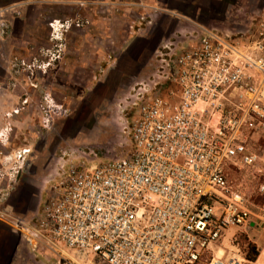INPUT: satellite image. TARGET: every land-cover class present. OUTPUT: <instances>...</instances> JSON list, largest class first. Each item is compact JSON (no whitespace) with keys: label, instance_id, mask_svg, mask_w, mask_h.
I'll list each match as a JSON object with an SVG mask.
<instances>
[{"label":"built area","instance_id":"obj_1","mask_svg":"<svg viewBox=\"0 0 264 264\" xmlns=\"http://www.w3.org/2000/svg\"><path fill=\"white\" fill-rule=\"evenodd\" d=\"M170 17L151 67L116 96L127 154L64 149L27 214L0 211L32 259L226 264L212 245L227 229L264 228V8L234 32ZM233 168L255 180L258 205Z\"/></svg>","mask_w":264,"mask_h":264},{"label":"rangeland","instance_id":"obj_2","mask_svg":"<svg viewBox=\"0 0 264 264\" xmlns=\"http://www.w3.org/2000/svg\"><path fill=\"white\" fill-rule=\"evenodd\" d=\"M263 8L264 0H0V211L16 186L15 173L23 169L20 178L35 193L64 149L84 148L101 160L127 154V133L112 99L151 67L159 41L177 27L171 13L234 32ZM82 102L89 104L75 124L71 118ZM67 119L78 131L58 139ZM243 173L233 168L228 179L241 183L248 203L258 205L257 184ZM24 194L13 214H27L34 205V196L27 201ZM262 227H230L215 253L222 248L226 264H254L263 250ZM46 258L36 260L55 264ZM73 261L84 264L85 257L75 254ZM256 264H264V253Z\"/></svg>","mask_w":264,"mask_h":264},{"label":"flooded vegetation","instance_id":"obj_3","mask_svg":"<svg viewBox=\"0 0 264 264\" xmlns=\"http://www.w3.org/2000/svg\"><path fill=\"white\" fill-rule=\"evenodd\" d=\"M106 85V83L104 82L103 84L101 83V85L100 84H98V86L95 88V89H97V90H99V88H102V87H104ZM112 101H113V105L115 106V101H116V97L114 96L113 97V99H112ZM88 104L89 103H87L86 105L82 102L81 103V106H80V108L77 110V112L74 114V116H73V118H71V119H74V123L75 124H77V122H80V120L82 119V117L84 116V110H86L87 109V107H88ZM81 118V119H80ZM71 119H67L66 120V122H65V124H64V129H62V131L57 135V137H58V139H61L62 138V135H66V133H70V132H72L73 134L74 133H76L77 131H78V127H77V125H74V123L72 122V120ZM23 172H24V170L23 169H21V171H19V175H18V177H16L17 176V173H15V179H16V181H14L13 182V184L15 185V183H16V186H14L13 184H11L10 185V189L14 186L15 188H12L11 190H9V195L5 198V199H3L2 200V204H1V206H2V210L3 211H5V212H11V211H14V212H16L19 208H22V206H23V201H24V199L22 198V195L25 193V191L26 192H28V197H27V201L29 200V197H31V196H34V198H35V203H36V192L34 193L33 192V190L32 191H30V193H29V190H31L30 189V187L31 186H33V185H29L30 184V181H27V182H22V180H21V176L23 175ZM21 185L23 186V187H26V189L25 190H23L22 188H21ZM7 189H9V187L7 188ZM24 192V193H23ZM24 196H25V194H24ZM20 197V198H19ZM23 199V200H22ZM26 199V198H25ZM22 201V202H21ZM35 203H34V205H35ZM25 204V203H24ZM33 205V206H34ZM32 206V207H33ZM32 209V208H31ZM19 210H21V209H19Z\"/></svg>","mask_w":264,"mask_h":264},{"label":"crops","instance_id":"obj_4","mask_svg":"<svg viewBox=\"0 0 264 264\" xmlns=\"http://www.w3.org/2000/svg\"><path fill=\"white\" fill-rule=\"evenodd\" d=\"M0 264H42V261L32 259L19 237L0 224Z\"/></svg>","mask_w":264,"mask_h":264},{"label":"bare ground","instance_id":"obj_5","mask_svg":"<svg viewBox=\"0 0 264 264\" xmlns=\"http://www.w3.org/2000/svg\"><path fill=\"white\" fill-rule=\"evenodd\" d=\"M7 177V176H6ZM215 248H216V246H215ZM212 251H213V254H214V256L216 257V258H220V259H222L221 257H224V250L222 249V248H218L217 249V251H216V253H215V251H214V244L212 245ZM264 253V250H262L261 252H260V255H259V257H258V259H257V261H256V263H258V261H259V259L261 258V256H262V254ZM217 255H219V256H217ZM77 261V260H76ZM76 264H80V263H76Z\"/></svg>","mask_w":264,"mask_h":264},{"label":"trees","instance_id":"obj_6","mask_svg":"<svg viewBox=\"0 0 264 264\" xmlns=\"http://www.w3.org/2000/svg\"><path fill=\"white\" fill-rule=\"evenodd\" d=\"M252 249V254L255 255V252H254V248H251ZM256 258V257H255ZM248 259V258H246ZM250 260H253L254 258L251 256V258H249Z\"/></svg>","mask_w":264,"mask_h":264},{"label":"water","instance_id":"obj_7","mask_svg":"<svg viewBox=\"0 0 264 264\" xmlns=\"http://www.w3.org/2000/svg\"><path fill=\"white\" fill-rule=\"evenodd\" d=\"M155 46H156V44H155ZM155 46H154V48H155ZM154 48H153V49H154ZM18 175H19V172H17V176H16V177H18ZM16 179H17V178H16Z\"/></svg>","mask_w":264,"mask_h":264}]
</instances>
